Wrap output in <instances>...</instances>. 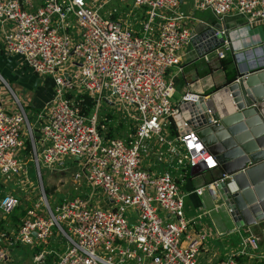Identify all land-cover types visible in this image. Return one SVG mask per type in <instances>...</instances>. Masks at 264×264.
Segmentation results:
<instances>
[{"label": "built area", "instance_id": "2783aa9c", "mask_svg": "<svg viewBox=\"0 0 264 264\" xmlns=\"http://www.w3.org/2000/svg\"><path fill=\"white\" fill-rule=\"evenodd\" d=\"M108 1L0 0L1 51L20 56L23 66L52 80L50 99L33 116L35 128L13 92L14 109H4L0 102V174L18 177L32 162L39 176L40 160L48 166L65 154L82 159L72 181L85 184L81 195L52 205L40 186L38 201L25 206L13 239L0 232V264L13 242L40 245L35 264H44L48 252L55 255L50 264H201L196 254L205 235L189 233L191 220L184 215L173 171L200 165L213 169L218 163L184 113L180 124L173 119L179 100L197 94L184 91L171 103L172 82L165 74L170 66L181 69L178 50L190 43L204 58L210 51L224 56V44L239 72L264 67V39L245 46L239 42L247 27L264 20V0H190L218 20L229 14L244 21L229 28L203 21L195 33L184 26L189 15L179 8L182 0H131L133 7L142 8L137 28L125 16L120 19L114 6L102 10ZM219 36L221 41L214 42ZM210 37L213 44L201 51L200 38ZM83 93L91 98L87 113L77 104ZM109 94L139 111L128 137L104 135L99 107L102 100L109 103ZM170 118L175 133H170ZM148 155L162 166L146 167L142 160ZM222 178L193 191L214 194ZM100 193L105 204L96 199ZM17 204L18 197L2 193L0 215ZM51 237H62V245H51ZM238 237V249L211 264H248L237 256L251 257L258 237L249 225Z\"/></svg>", "mask_w": 264, "mask_h": 264}, {"label": "water", "instance_id": "95a60500", "mask_svg": "<svg viewBox=\"0 0 264 264\" xmlns=\"http://www.w3.org/2000/svg\"><path fill=\"white\" fill-rule=\"evenodd\" d=\"M215 96L224 99L226 109H214ZM177 109L176 124L184 113L218 163L223 178L215 190L229 213L235 211V227L264 219V67L236 70L234 77L196 98L180 99Z\"/></svg>", "mask_w": 264, "mask_h": 264}, {"label": "crops", "instance_id": "0c3cea01", "mask_svg": "<svg viewBox=\"0 0 264 264\" xmlns=\"http://www.w3.org/2000/svg\"><path fill=\"white\" fill-rule=\"evenodd\" d=\"M223 18L224 21L227 19L231 20L227 26L224 24L222 25L226 28L231 26H241L244 24L242 18L237 15L227 14ZM194 32L196 31L194 30ZM240 38L239 42L242 46L247 45L248 42L256 43L264 39V20L260 23L247 27L246 34ZM1 46L2 27L0 32V67L2 68V65L4 66L5 64L9 66L8 69L4 66L5 69L2 68L1 70L7 75L8 79L6 81L11 83L12 88L4 80L1 74L0 76L5 82L3 83L6 85L9 92L11 91L16 95L24 108H29V114H35L34 112L41 110L50 99L52 95V84L47 83L52 82V80H48L51 78H48L47 76H37L31 72L28 68L23 66L20 56L3 54ZM227 51L230 53L229 50ZM179 55L181 69L178 70L177 66H170L167 68L165 74L166 78H169L172 82L171 99L175 102L180 99V96L184 91L188 90L192 93L203 94L224 81V69L218 64V57L215 56L213 51L207 52L206 58L198 56L190 43L184 45L180 49ZM230 55L232 65L235 70H237L234 64L236 57L231 53ZM18 59L19 61H17ZM3 62L5 64H3ZM1 89H4L3 92L0 91L1 94H6V89L3 87L2 83H0V90ZM1 94L0 102L2 103V100H6V97H2ZM5 106L7 110L14 107L13 97L12 100H9V102L5 104ZM129 134H131V132H129ZM129 134L123 137H128ZM143 163L146 167L151 169H158L162 166L161 164L155 163L151 155H148ZM173 174L176 176L178 189L182 194L184 215L191 220V223L188 226L189 233L194 236L198 233H203L205 237L209 235V230L204 228V221L206 223L208 221L209 223L207 224L213 226V230L216 234L231 230H235L236 233H239L243 230L246 225L243 227H235L233 215L229 213L226 205L222 203V200L220 199L221 194L218 190H215L214 194H211L207 189H203L201 193L193 191L195 188L203 186L207 182L216 178L219 174L218 168L205 170L198 166L192 168L182 167L178 172L173 171ZM222 212L224 214L220 215ZM195 223H197V225ZM260 224L264 225V219L259 220L254 224H250L249 227L253 231L252 227ZM205 245L206 243H204L203 239L198 251L200 249L202 250ZM259 248V252L256 254L253 253L251 257L244 255H239L237 257L246 261L248 264H252L255 261H259L264 255V246L260 245ZM203 251L207 254L206 249H203ZM204 260L212 263L216 260V258L210 259V256H207Z\"/></svg>", "mask_w": 264, "mask_h": 264}, {"label": "rangeland", "instance_id": "374dc122", "mask_svg": "<svg viewBox=\"0 0 264 264\" xmlns=\"http://www.w3.org/2000/svg\"><path fill=\"white\" fill-rule=\"evenodd\" d=\"M102 0H96L95 3H100ZM115 7L117 9L116 14L121 19L124 16L130 20L131 25L137 24L140 14L142 12V8L140 7H133L131 5V0H125V1H118V0H109L107 3H105L104 9H111V7ZM179 8L185 13L189 15V19L185 22L184 26L188 28L189 30L200 31L203 29L204 25L201 23L203 21H206L210 24H212L215 28H221L222 25H228L231 20H225L224 18L222 20H218L213 15L207 11V10H200L195 7H193L190 0H182V2L179 4ZM130 10V11H129ZM127 13L126 15H124ZM224 21V22H223ZM137 28V26H136ZM0 32H1V26H0ZM195 33V32H194ZM224 44L220 45V48L224 54V56H229L230 53L227 51V49L224 48ZM180 49L178 50V52ZM11 56H13L11 54ZM231 56V55H230ZM81 58L77 57L76 61H80ZM19 61V59L17 60ZM217 61V60H215ZM3 64H5L3 62ZM7 69L9 66L6 64L4 65ZM2 65V68L5 69ZM0 67V74L6 81L8 79L5 72H3ZM76 70V66L72 65L71 70ZM2 72V73H1ZM47 76L48 78H51L49 75L45 74L42 75V77ZM51 81V79H48ZM7 82V81H6ZM0 83H2L3 87L6 89V94H0L2 97H6V100H2V106L4 109H6L5 104L9 102V100H12V96L7 89L6 85L0 80ZM8 83V82H7ZM11 86V83H8ZM52 84V82L47 83ZM4 89H1L0 91L3 92ZM75 91H80L81 88L79 86L74 87ZM107 93L109 92V89L105 90ZM4 92V93H5ZM109 101H101L100 107H99V119H102L104 114L107 111L111 112L112 119L109 121L112 128V132L116 135L126 136L129 134V128L133 126V122L135 119H137L140 114L139 111L136 109L134 105H128L125 106L117 97L115 94H109ZM171 103H175L174 100L170 98ZM15 106L12 108L14 109ZM11 109V110H12ZM28 119L33 123V128H35L34 122H33V116L34 114H29L28 109L25 107ZM36 112V111H35ZM34 112V113H35ZM121 112V113H120ZM122 114V115H121ZM122 117V118H121ZM107 123H104L105 131H107L108 127ZM118 126V127H116ZM117 130V132L115 131ZM35 133V131H34ZM162 133L164 135L167 134L165 127H163ZM152 156V155H151ZM148 156L143 158L144 160ZM152 158H154L152 156ZM39 176L35 172V167L32 162H29V164L26 167V171L22 173V175L18 177H10L9 179L5 176H2L0 174V196L4 192L12 193L16 197H18V204L15 206L16 209L13 210V213L7 214V215H0V218L3 220V231H0L3 233V235L7 239H13L14 237V229L15 224L13 223L12 216L17 215L18 212L25 208L26 205L30 203V200L38 201L39 198V192L38 189L41 186L43 190H49V192L46 194L48 196L49 203L52 205L53 202L59 198L62 197H69L72 195L80 194L85 190V184L78 185L77 183L72 181V173L75 170H78L79 167L82 164V159L74 160L73 156L61 154L59 155L57 160L52 161L48 164V166H45L42 161H39ZM45 192V191H44ZM105 195L101 194L97 196V201H102L103 204H105ZM13 214V215H12ZM222 212L220 215H223ZM21 215H18L17 220H19ZM205 218V217H203ZM206 219V218H205ZM207 223H209L207 221ZM204 221L205 229L209 230V235H207L204 238V243L206 245L203 247V249L207 250V254L204 253L203 249L199 250L196 254V260L200 262L201 264H211L209 261L204 260L205 257L210 256V259L213 258H223L228 255L230 250H237L238 249V233L235 232V230L227 231V232H221L220 234H216L213 230V226L207 224ZM197 225V223H195ZM253 231L255 234L258 235L259 241L257 244V248L253 249L252 252L254 254L259 252L260 245L264 246V225L260 224L258 226H253ZM256 235V236H257ZM62 237H51V245L55 246H61L62 240L60 239ZM47 248V245L45 246ZM57 247L54 248L55 251ZM33 248L32 246H28L24 243L19 242H13L8 246V260L5 261L3 264H35L33 261ZM203 252V254H202ZM51 255H49V258Z\"/></svg>", "mask_w": 264, "mask_h": 264}, {"label": "trees", "instance_id": "16d2710c", "mask_svg": "<svg viewBox=\"0 0 264 264\" xmlns=\"http://www.w3.org/2000/svg\"><path fill=\"white\" fill-rule=\"evenodd\" d=\"M142 17V14H140V17ZM137 24L134 25V27L136 28ZM218 64L222 66V68L224 69V80H227V79H230L232 77L235 76L236 74V70L235 68L233 67L232 65V61H231V56H222V57H219L218 58ZM218 86V85H216ZM213 89V88H211ZM210 89V90H211ZM79 96L82 97L81 100H79L77 102L78 104V107H79V111L82 112V113H87L90 108H91V98L87 95V94H80ZM78 100V99H77ZM112 119V116L111 114H108L107 112L104 114V118L100 119V123H107L110 124V120ZM118 127V126H116ZM133 126H131L129 128V132H132L133 131ZM169 129H170V133H175V126H174V123L172 121V119L170 118V125H169ZM115 131L117 132V130L115 129ZM105 136H112V135H116L112 132V128H111V125H108L107 127V131L105 132L104 134ZM117 136H121V135H117ZM25 144L27 145V141H25ZM218 176V175H217ZM45 193L47 194L49 192V190H45ZM27 206V205H26ZM16 209L15 207L9 212L7 213L8 215L13 213V210ZM24 213V208H22L17 215H13L12 216V219H13V223H16L15 224V229L17 227V225L19 224V220H17L18 218V215H22ZM6 214V215H7ZM3 220L2 218H0V231H3ZM14 229V230H15ZM34 250H33V254L36 253L39 249H40V245H35L34 247H32ZM56 250L58 251L59 248L57 247ZM49 255H51V257L49 258ZM55 257L54 253L53 252H48L45 254V261H44V264H50L52 259ZM252 264H264V256L259 260V261H255L253 262Z\"/></svg>", "mask_w": 264, "mask_h": 264}, {"label": "bare ground", "instance_id": "6f19581e", "mask_svg": "<svg viewBox=\"0 0 264 264\" xmlns=\"http://www.w3.org/2000/svg\"><path fill=\"white\" fill-rule=\"evenodd\" d=\"M201 39L202 38H200L198 47L202 50H207L209 46L208 44H213L212 37L208 38L206 41H201ZM213 99H214V109L216 111H220V110L222 111V107L225 109L227 108L226 103L223 98L215 96ZM230 187L233 188V185H230ZM230 211L234 215L235 211L231 208H230Z\"/></svg>", "mask_w": 264, "mask_h": 264}]
</instances>
